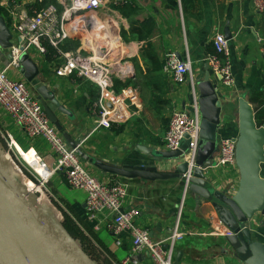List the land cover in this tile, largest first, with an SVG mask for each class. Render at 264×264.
<instances>
[{"label": "crops", "instance_id": "crops-1", "mask_svg": "<svg viewBox=\"0 0 264 264\" xmlns=\"http://www.w3.org/2000/svg\"><path fill=\"white\" fill-rule=\"evenodd\" d=\"M48 1L0 0V17L5 18L14 43L11 48L0 45V67L7 66L8 76L27 83L38 99L37 89L42 85L54 93L60 105L48 102L63 128L58 129L51 123L68 146L79 145L90 158L114 165L143 163L157 166L160 171L173 172L187 159L188 151L182 158L167 155L172 150L165 144L170 115L176 110L192 112L196 100L202 122L204 87L214 92L215 100H220L219 149L222 139L235 138L239 134L238 101L241 97L253 106L259 124L264 121V10H258L254 0H104L101 12L112 11L118 23V35L113 46L116 53H122L124 60L132 65L133 71V75L125 80L115 78V87L120 90L125 82L132 81L131 85L138 88L131 119L111 128L97 127L98 86L74 74L59 76L56 67L63 60L55 49L53 52L48 49L47 54L37 49L22 51L38 68L32 80H28L30 75L20 60L18 64L12 62L13 47L22 44L15 31V21L48 4H55L62 10L60 0ZM217 32L229 40L233 76L230 85L223 83L207 61L215 53L213 38ZM78 47H85L83 39L78 36L69 38L63 45L64 49ZM170 55L192 61L195 94L191 81H177L171 72L165 70ZM215 106L212 101V105L205 104L203 108L214 110ZM0 126L12 133L19 150L33 148L47 163H54L55 154L49 143L42 137L28 135L1 106ZM139 144L148 146L151 152L145 153ZM218 154L219 150L215 153L216 159ZM79 157L91 174L105 180L118 178L127 184L122 210L139 209L135 220L138 226L147 229L155 239L165 238L171 233L183 198L185 185L182 179L151 181L140 177H119L104 172L80 154ZM42 171L47 174L44 168ZM209 173L212 176L208 184L210 188L226 196L236 193L240 180L237 165L225 167L215 164ZM52 184L57 191L70 197L73 209L89 233L119 263L154 264L147 251L133 252L129 231L115 233L113 215L108 209H104L96 219H89L84 189L71 187L60 172L53 176ZM208 186L197 190L188 188L186 192L181 224L183 229L195 234L177 242L174 264H244L236 257L235 249L225 235L228 228L221 222L214 205L217 199L214 196L209 199L205 193L206 188L210 189ZM256 217L254 232L258 239L264 241V215L258 213ZM78 243L87 254L84 244Z\"/></svg>", "mask_w": 264, "mask_h": 264}, {"label": "built area", "instance_id": "built-area-1", "mask_svg": "<svg viewBox=\"0 0 264 264\" xmlns=\"http://www.w3.org/2000/svg\"><path fill=\"white\" fill-rule=\"evenodd\" d=\"M37 1L43 2L44 0ZM60 1L63 4L62 10H59L55 4H48L35 8L32 13L25 14L19 21H15V31L22 44L13 47L12 62L18 64L19 56L23 50L37 49L40 53L47 54L48 45L52 46L63 60L56 67V73L59 76L74 74L98 86L100 94L96 104L98 107L97 127L111 128L113 125L128 122L134 114L132 107L138 98V88L126 85L117 90L115 87V78L125 80L133 75V71L132 65L123 59L122 53L119 56L116 53L117 49L113 46L112 39L118 35L116 31L118 23L113 12L110 10L101 12V7L105 5L104 0ZM254 1L256 8L263 11L264 0ZM88 13L98 15L106 24L93 26L80 20ZM74 36L83 39L85 47L64 49L65 41ZM213 46L215 53L209 56L207 61L212 69L220 75L223 83L230 85L233 76L229 60V40L223 33L217 32L213 38ZM165 70L171 72L177 81H191L195 94L190 59L179 60L174 55H170L166 61ZM0 106L25 129L28 135L44 138L55 154L54 163H47L39 155L41 163L51 172L48 178H44L30 165L37 172L34 174L25 163L19 159H15L17 160L15 162L11 157V152L18 151L17 142L11 132L6 129L5 131L0 130L3 149L12 160V169L26 186L28 185L25 178L31 179L35 183L36 187L31 188L34 194L41 190L43 181L51 180L56 173H63L71 187L84 189L87 192L86 205L89 219H96L104 209H108L113 215L115 233L119 234L124 230L130 232L134 253L147 251L154 264H174L177 242L188 235L195 234L191 230L183 229L181 224L185 195L189 188L188 180L184 182L183 198L171 233L165 238L155 239L147 229L135 223L140 212L139 209L122 210L128 192L127 184L118 178L100 179L87 171L79 157L77 148L67 145L62 135L51 123L41 101L32 94L27 83L8 76L7 66L0 67ZM200 132L201 118L196 100L192 112L184 109L171 113L165 144L172 150L179 149L185 140V135L189 134L190 144L187 160L190 163V168L193 167L198 152ZM23 160L25 159L23 158ZM216 164L225 167L236 165V141L233 137L221 140ZM187 175H190V171ZM257 221L256 216L251 220L253 231H255ZM232 233L229 229L225 231L226 236ZM117 244H120V241H117Z\"/></svg>", "mask_w": 264, "mask_h": 264}, {"label": "water", "instance_id": "water-1", "mask_svg": "<svg viewBox=\"0 0 264 264\" xmlns=\"http://www.w3.org/2000/svg\"><path fill=\"white\" fill-rule=\"evenodd\" d=\"M12 32L5 18L0 17V45L11 48ZM23 67L32 80L38 72L37 66L27 53L19 56ZM30 66L32 68H30ZM22 67V72L25 70ZM39 99L50 121L62 129L54 110L48 101L60 105L54 93L47 86L38 87ZM214 110L203 108L212 105ZM209 106V105H208ZM220 100H215L214 92L204 87L201 108L203 111L198 152L193 167L184 159L173 172L160 171L157 166L114 165L101 159L86 155L78 145V154L94 163L104 172L124 178L140 177L144 180L182 179L188 180L189 189L197 190L211 182L209 169L216 164L215 153L219 150L217 130L220 123ZM239 134L236 141V165L240 180L236 193H224L206 187L209 199L213 196L221 222L233 233L227 238L235 249L236 257L244 264H264V241L258 239L252 230L251 220L256 214L264 215V121L259 124L255 110L247 99L238 101ZM189 134L181 147L167 152L169 157H185L189 149ZM145 153H150L146 145H138ZM7 155L0 139V264H95L81 245L43 205L37 196L22 182L19 175L7 162ZM188 171L190 175L188 176ZM213 194V195H212ZM181 255V254H180Z\"/></svg>", "mask_w": 264, "mask_h": 264}, {"label": "rangeland", "instance_id": "rangeland-1", "mask_svg": "<svg viewBox=\"0 0 264 264\" xmlns=\"http://www.w3.org/2000/svg\"><path fill=\"white\" fill-rule=\"evenodd\" d=\"M0 130L5 131V129L1 126ZM11 157L14 160L19 159L21 162L25 163L32 173H37L30 166V164H28V162L23 160L18 151H16L15 153L11 152ZM16 161L17 160H15V162ZM17 164H20V162H17ZM52 178L51 180L49 179V181H43L41 190H39V192H37L35 195L38 198H41V202L43 203V205L59 222H61V224L65 222L68 226H70L72 231L68 229L69 233L76 241H79L85 246L89 247V251L91 253L93 252V254L95 255L94 256L91 254L92 260L95 264H120L117 259L103 247L102 243L89 233L86 225H84L82 219H80L76 211L73 209L70 197L68 195H65L63 192L57 191L54 188L52 184Z\"/></svg>", "mask_w": 264, "mask_h": 264}, {"label": "bare ground", "instance_id": "bare-ground-1", "mask_svg": "<svg viewBox=\"0 0 264 264\" xmlns=\"http://www.w3.org/2000/svg\"><path fill=\"white\" fill-rule=\"evenodd\" d=\"M80 20L86 21L87 23L93 25V26H104L106 24V22L99 17L98 15H94L92 13H88L87 15H85L84 17L80 18ZM116 37H114L112 39V43L114 41ZM114 45V44H113ZM18 149V148H17ZM25 150V149H24ZM31 150H34L33 148L25 150L27 151V153L23 150H19L20 155L25 159L26 162H28L40 175H42L44 178H48V176L51 174V172L41 163V158L39 156V154L34 150V153H30ZM7 162H11V158L9 156L6 157ZM12 163V162H11ZM10 163V164H11ZM35 163V164H34ZM36 166L38 168H36ZM40 166V167H39ZM45 169V171H47V174H45L42 169ZM25 181L27 183V187L31 190V188L36 187L35 183L31 180V179H26ZM40 198V197H39ZM42 200L39 199V202H41Z\"/></svg>", "mask_w": 264, "mask_h": 264}, {"label": "trees", "instance_id": "trees-1", "mask_svg": "<svg viewBox=\"0 0 264 264\" xmlns=\"http://www.w3.org/2000/svg\"><path fill=\"white\" fill-rule=\"evenodd\" d=\"M49 1H51V0H49ZM48 1V2H49ZM46 4V3H45ZM48 49H49V51L50 52H53L54 51V48L52 47V46H50L49 45V47H48ZM132 84V81H127V82H125V84H123V86H126V85H131ZM25 150H27V149H25ZM62 225L65 227V229L69 232V230L70 231H72L71 230V228H70V226H68L65 222L64 223H62ZM69 229V230H68ZM84 247H85V250H86V252H87V255L92 259V255H94L93 254V252L91 253L90 251H89V247H87V246H85L84 245ZM95 253V252H94ZM92 254V255H91ZM97 255V254H96ZM95 256V255H94ZM101 264H104V263H101Z\"/></svg>", "mask_w": 264, "mask_h": 264}]
</instances>
